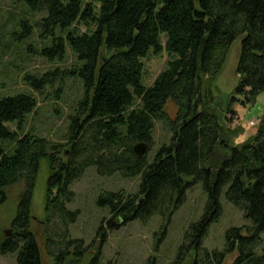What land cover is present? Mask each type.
Wrapping results in <instances>:
<instances>
[{
  "label": "trees",
  "instance_id": "trees-1",
  "mask_svg": "<svg viewBox=\"0 0 264 264\" xmlns=\"http://www.w3.org/2000/svg\"><path fill=\"white\" fill-rule=\"evenodd\" d=\"M11 1L45 12L40 27L53 39L43 54L62 56L64 48L71 50L80 62L76 74L83 95L69 116L64 145L31 133L18 135L4 125L20 122L35 108L32 95L0 97V206L5 189L23 182L12 231L0 241V255L16 253V264H41L30 211L39 164L45 160V219L57 218L62 232H52L58 239L48 237L54 264L68 257L67 264L79 263L87 251L82 240L69 237L68 226L78 212L66 204L73 198L70 184L92 166L102 176L140 177L134 194L104 192L98 197L96 204L108 209V229L155 214L169 219L185 190L201 182L207 193L204 213L190 225L170 264H225L232 253L236 258L228 264H264V247L259 249L264 236V114L255 134L236 144L242 129H231L229 119L223 122L210 110L213 83L238 37L237 84L230 103L252 106L264 92V0ZM21 26L28 34L27 24ZM102 49L106 56H101ZM164 51V70L151 85H144L142 60ZM38 83L33 79L31 86L37 89ZM168 102L176 107L173 119L165 114ZM155 121H163L171 137L151 161L137 159L132 148L142 142L149 149ZM62 146L68 150L62 152ZM223 189L226 200L250 225L228 229L223 249L206 251L201 242L221 213ZM98 234L103 242V221ZM99 254L89 264H99Z\"/></svg>",
  "mask_w": 264,
  "mask_h": 264
},
{
  "label": "rangeland",
  "instance_id": "rangeland-1",
  "mask_svg": "<svg viewBox=\"0 0 264 264\" xmlns=\"http://www.w3.org/2000/svg\"><path fill=\"white\" fill-rule=\"evenodd\" d=\"M44 16L45 12H34L25 3L0 0V97L28 93L36 101L35 108L20 122L4 125L18 135L31 133L46 138L51 143L64 145L69 116L83 95L82 81L76 74L80 62L68 47L64 48L62 56L55 53L43 54L45 49L52 46L53 39L48 30L44 32L41 30L40 20ZM22 22L27 24L28 34L23 33ZM78 28L80 32L85 30L82 27ZM161 39L164 44L165 34L161 35ZM240 40L241 37H238L229 47L224 64L215 78L212 88L214 102L210 107L219 119L224 118L223 122L227 119L231 121L226 124L231 129L235 127L242 129L243 135L236 139V144L248 140L255 134L257 124L264 114V92L256 97L252 106H242L239 101L230 103L237 84L235 69ZM106 55V51L102 49L101 56ZM167 61L165 51L159 56L149 55L142 60L144 85L149 86L153 83L157 75L164 70ZM33 79L39 80L37 89L31 86ZM165 114L168 119L175 117L176 107L173 103L166 104ZM170 137L171 134L164 122L155 121L152 144L144 154L147 162L151 161L161 144L168 143ZM61 150L65 152L68 148L62 146ZM64 157L62 156L63 159ZM48 175V165L45 160H41L30 211V231L37 242L41 264H54L48 254V237L58 239L52 232L62 233L57 218L51 222L45 219ZM186 181L191 182L192 178H186ZM139 182V176L127 178L119 173L99 175L92 166L86 168L80 178L70 184L69 189L73 192V198L66 204V208L77 211L78 215L75 222L68 226L69 237L82 240L87 248L84 257L76 264H89L99 253V264L174 262L186 231L191 224L199 221L204 213L207 193L201 182L193 183L185 190L183 201L169 219L155 214L144 220L134 219L118 228L108 229L104 221L109 218L108 209L96 204L98 197L104 192L121 191L125 194H134L137 192ZM22 189V181L5 189L6 200L0 206V241L7 237L5 232L12 231L11 221ZM224 191L225 189L219 196L221 213L209 225L201 242V247L206 251H221L228 229L250 225L244 213L226 200ZM102 221L105 228L103 242L102 236H97ZM64 240L66 241V237ZM263 247L264 236L259 249ZM235 258V253L227 255L224 263H231ZM69 260L70 257L63 264L69 263ZM0 264H16V253L0 255Z\"/></svg>",
  "mask_w": 264,
  "mask_h": 264
},
{
  "label": "water",
  "instance_id": "water-1",
  "mask_svg": "<svg viewBox=\"0 0 264 264\" xmlns=\"http://www.w3.org/2000/svg\"><path fill=\"white\" fill-rule=\"evenodd\" d=\"M132 150L136 158L141 159L146 153L147 145L145 143L140 142V143L135 144ZM9 234H10V231L5 232L6 236H9Z\"/></svg>",
  "mask_w": 264,
  "mask_h": 264
},
{
  "label": "built area",
  "instance_id": "built-area-1",
  "mask_svg": "<svg viewBox=\"0 0 264 264\" xmlns=\"http://www.w3.org/2000/svg\"><path fill=\"white\" fill-rule=\"evenodd\" d=\"M251 124L253 125V123L251 122Z\"/></svg>",
  "mask_w": 264,
  "mask_h": 264
}]
</instances>
